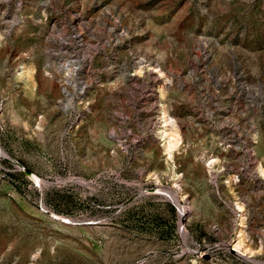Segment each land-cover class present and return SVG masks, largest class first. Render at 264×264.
<instances>
[{"label":"rangeland","instance_id":"374dc122","mask_svg":"<svg viewBox=\"0 0 264 264\" xmlns=\"http://www.w3.org/2000/svg\"><path fill=\"white\" fill-rule=\"evenodd\" d=\"M259 166L264 0H0V264H264Z\"/></svg>","mask_w":264,"mask_h":264},{"label":"bare ground","instance_id":"6f19581e","mask_svg":"<svg viewBox=\"0 0 264 264\" xmlns=\"http://www.w3.org/2000/svg\"><path fill=\"white\" fill-rule=\"evenodd\" d=\"M29 67V66H28ZM25 67L24 64H22L18 71H17V75L23 77V78H27L29 76V68ZM32 72V71H31ZM32 74V73H31ZM29 79V78H28ZM30 80V79H29ZM26 83V82H25ZM30 83V82H27ZM164 109V108H163ZM162 109V110H163ZM162 114V126L159 127V135L161 138L164 139L165 143H164V150L166 151V153L169 155L170 152L172 151V149L177 146L178 144V137H177V133L175 132V128H173V120L171 117L167 116L164 111L161 112ZM175 123V122H174ZM178 147V146H177ZM258 172L260 175H262L264 177V170L261 168V166H259L258 168ZM237 208H239V206L237 205ZM241 209V208H240ZM242 220V219H241ZM243 222V221H242ZM241 223V222H240ZM242 227V226H241ZM240 233L239 230H237V234H236V241L233 243V248H237L240 244L238 243V239H239ZM243 239V237H242ZM243 243V242H242ZM241 245V244H240ZM240 247V246H239ZM238 249V248H237ZM243 249V248H242ZM247 251V250H244ZM244 253V252H243ZM244 255V254H243Z\"/></svg>","mask_w":264,"mask_h":264}]
</instances>
